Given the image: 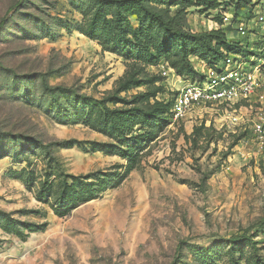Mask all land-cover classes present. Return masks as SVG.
<instances>
[{
	"label": "rangeland",
	"instance_id": "374dc122",
	"mask_svg": "<svg viewBox=\"0 0 264 264\" xmlns=\"http://www.w3.org/2000/svg\"><path fill=\"white\" fill-rule=\"evenodd\" d=\"M172 2L146 5L196 34L234 6L221 0L216 11L182 15ZM142 20L133 5L0 0V264H264V154L248 127L218 131L194 112L172 121L166 105L193 80L103 52L99 41L114 48L119 28L136 30ZM103 104L133 111L120 121L140 147L132 166L109 155L120 141L95 128L110 127ZM155 109L162 129L141 126ZM208 121L222 137L193 146V129ZM232 137L240 140L229 149ZM129 167L116 187L55 215L74 178L98 189V172L110 182Z\"/></svg>",
	"mask_w": 264,
	"mask_h": 264
},
{
	"label": "trees",
	"instance_id": "16d2710c",
	"mask_svg": "<svg viewBox=\"0 0 264 264\" xmlns=\"http://www.w3.org/2000/svg\"><path fill=\"white\" fill-rule=\"evenodd\" d=\"M100 7L105 5L116 6L118 9L120 7H126L133 5L138 11L139 15L142 16V21L139 28L136 30H123L120 29V33L116 36L118 40L116 47H111L105 43V41H99L103 52H108L114 54L126 61H138L142 66L145 67H157L160 64H167L170 69H172L175 75L179 78L196 80L201 78L197 71L193 68L191 60L196 59L204 62L206 65H213L217 63L223 57V52L237 54L242 53L243 50L236 43H231L227 40L225 34L222 30H211L205 33H190L185 31L183 28L178 27L172 19L165 20L159 14L153 12L146 5L147 2L151 0H96ZM233 2L232 6L235 13L240 12L242 9L251 5L253 0H229ZM221 0H173L172 5L178 8L177 14L186 15L187 10L191 8H201L203 12L216 11L221 7ZM232 5V4H231ZM224 7V6H223ZM229 8V7H228ZM217 22H220V17H216ZM3 23V21H2ZM1 23V24H2ZM148 23L155 24L154 26L163 31L165 38L159 37L152 29L148 26ZM128 32L132 35V39H128ZM93 38V37H91ZM169 41L175 42V51H169L168 43ZM152 50L153 53H150ZM162 79L160 77H153L151 82H159ZM142 84L140 81H136L135 85L138 86ZM127 90V86L123 85L118 89L117 93L121 94ZM161 89H158L160 92ZM154 96V95H153ZM118 98L113 99L111 102L113 105H117L119 102ZM170 106V105H166ZM102 110L105 113L104 116L111 118V120L105 119L104 122H110V127L108 129L100 128L98 132L110 136L113 141H120L118 145L107 146L110 150L109 155L113 157H118L123 160L128 161V165H131L137 160L139 145L135 138L125 139L124 137V127L125 124L120 125V121L124 117L125 113L133 112L132 110L123 112L119 109H109L102 105ZM141 109H137L138 112ZM170 107L166 108V113H169ZM155 110L149 112L146 116L148 119L146 121H141V126L145 127L148 125L157 126L158 130L162 127L157 118L155 117ZM152 127V128H153ZM220 139L222 133L215 132L212 128H205L204 126L195 127L190 135L191 144L196 146L201 140L212 141L214 138ZM233 143L229 147L232 149L240 137H232ZM216 140V141H217ZM66 142L58 143L57 146H64ZM123 145L126 146V150L123 149ZM132 167L128 168L126 173L123 175H117L116 181H108L105 179L101 172L99 174L100 181L97 185L98 189L94 187V183L89 182V178L77 177L73 179V183L70 186H65L66 203L61 207V211H55V215L63 218L70 214L71 209L81 205L82 203L92 201L98 198V194L107 189H112L117 186L120 182L125 179V175L129 173ZM104 177V178H103ZM115 177V176H114ZM80 178V179H78ZM85 182L83 189L76 190L75 186L79 183ZM74 191L73 194L71 192ZM87 192V194H86ZM71 194V195H70Z\"/></svg>",
	"mask_w": 264,
	"mask_h": 264
},
{
	"label": "built area",
	"instance_id": "2783aa9c",
	"mask_svg": "<svg viewBox=\"0 0 264 264\" xmlns=\"http://www.w3.org/2000/svg\"><path fill=\"white\" fill-rule=\"evenodd\" d=\"M220 19L213 30H222L243 52H223L221 60L211 66L193 59L196 63L191 64L201 78L176 93L169 116L175 122L193 112L206 114L219 126L213 125L218 131L224 126L248 127L254 147L264 154V0H253L238 13L229 8ZM157 67L163 77L180 79L167 64ZM204 127L209 128L210 121Z\"/></svg>",
	"mask_w": 264,
	"mask_h": 264
}]
</instances>
